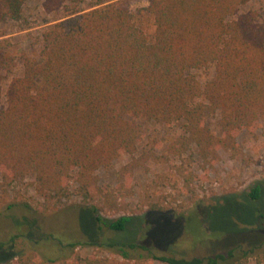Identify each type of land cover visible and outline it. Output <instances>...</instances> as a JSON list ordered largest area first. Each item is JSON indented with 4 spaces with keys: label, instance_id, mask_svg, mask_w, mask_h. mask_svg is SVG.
Masks as SVG:
<instances>
[{
    "label": "trees",
    "instance_id": "1",
    "mask_svg": "<svg viewBox=\"0 0 264 264\" xmlns=\"http://www.w3.org/2000/svg\"><path fill=\"white\" fill-rule=\"evenodd\" d=\"M28 1L0 0V100L4 73L19 60L2 25L20 19ZM42 1L47 13L64 11L65 18L42 32L38 58L21 53L23 72L10 81L0 110V173L2 186L32 177L45 211L79 198L93 205L99 224L127 232L133 217L109 221L100 213L126 207L122 198L137 169L179 159L183 189L194 194L199 177L189 153L212 164L220 150L238 152V136L264 122V19L242 12L249 0H149L137 10L123 0L86 10L80 0ZM209 68L215 75L204 85L197 71ZM209 114L220 115V133L208 125ZM145 122L180 125L183 132L160 155L141 146ZM123 155L131 157L120 171L124 194L98 175ZM262 194L257 184L248 196ZM219 206L206 213L212 233ZM108 247L123 258L119 264H249L257 256L242 244L193 258L154 254L133 241ZM8 264L41 263L22 253ZM73 264L110 262L77 254Z\"/></svg>",
    "mask_w": 264,
    "mask_h": 264
},
{
    "label": "rangeland",
    "instance_id": "2",
    "mask_svg": "<svg viewBox=\"0 0 264 264\" xmlns=\"http://www.w3.org/2000/svg\"><path fill=\"white\" fill-rule=\"evenodd\" d=\"M110 1L80 0V6L86 10ZM123 1L132 10L149 4V0ZM249 10L259 12L264 19V0H249L242 12ZM64 18V11L47 13L42 0H29L20 19L8 20L2 25V34L11 39L19 60L14 71L4 73L0 110L7 105L6 90L10 81L23 72L21 53L38 58L42 32ZM197 74L205 85L215 75V69H201ZM207 123L220 133V115L209 114ZM143 127L145 140L141 146L160 155L183 132L180 125L169 127L156 122H145ZM237 140L238 152L220 150L218 158L205 166L194 149L189 153L193 157L192 168L199 177L194 183V194L183 189L179 159L149 160L137 169L129 195L122 198L126 207L100 213L109 221L133 217L135 220L127 232L99 224L93 205L79 198L54 211H45L44 201L32 185V177L2 186L0 173V264L15 261L22 253L36 255L41 264H73L77 254L102 256L110 264H119L124 262L123 258L108 245L127 241L146 244L154 254L186 258L215 254L242 244L256 248L257 256L249 264H264V122H259L253 131L242 132ZM130 161L129 155H123L112 168L100 169L101 184L120 188L124 194L127 183L120 171ZM257 184L262 186L263 194L259 200H252L248 193ZM153 203L161 204L163 211L153 210ZM218 205L211 219L212 233L206 213ZM141 252L150 259V251ZM154 264L161 263L154 261Z\"/></svg>",
    "mask_w": 264,
    "mask_h": 264
}]
</instances>
